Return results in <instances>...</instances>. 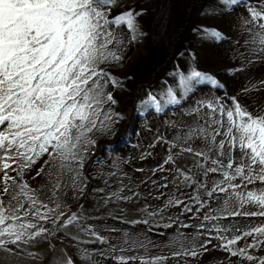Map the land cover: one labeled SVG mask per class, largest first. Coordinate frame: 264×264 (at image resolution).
Listing matches in <instances>:
<instances>
[{
	"label": "snow or ice",
	"instance_id": "1",
	"mask_svg": "<svg viewBox=\"0 0 264 264\" xmlns=\"http://www.w3.org/2000/svg\"><path fill=\"white\" fill-rule=\"evenodd\" d=\"M150 2L0 0V264H264V0H200L228 28L192 34L227 46L238 87L177 65L119 156L115 70Z\"/></svg>",
	"mask_w": 264,
	"mask_h": 264
},
{
	"label": "rangeland",
	"instance_id": "2",
	"mask_svg": "<svg viewBox=\"0 0 264 264\" xmlns=\"http://www.w3.org/2000/svg\"><path fill=\"white\" fill-rule=\"evenodd\" d=\"M144 7L148 9V13L142 21L148 35L143 43L130 48L123 67L115 70L119 77H131L125 81L127 91L117 94L120 101L117 111L123 112L126 119L119 125L115 137L101 140L102 144L115 145L119 137L125 133V129L129 128L128 142L121 144L116 152L119 156L139 155L134 145L143 144L145 136L148 135L144 128L147 124H155L156 118L148 113H145L146 119L134 115V105L145 95L146 89L158 92L164 87L162 81L174 83L169 73L176 70L177 65L185 72L194 65L200 71L215 75L230 93L236 90L239 83L225 72L229 66L225 56L227 46L201 43L192 34V28L198 24L215 26L227 31L229 18L212 20L202 18L199 15L200 0H151ZM181 52L184 53L183 56L178 55ZM190 52L195 54L194 61L189 56ZM251 75L254 79L264 76V68L253 69ZM136 131H139L140 135H132Z\"/></svg>",
	"mask_w": 264,
	"mask_h": 264
}]
</instances>
